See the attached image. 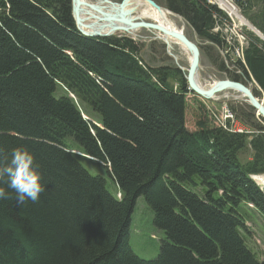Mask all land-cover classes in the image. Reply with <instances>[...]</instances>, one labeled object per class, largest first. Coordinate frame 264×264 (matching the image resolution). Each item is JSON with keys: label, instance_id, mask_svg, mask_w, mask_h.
<instances>
[{"label": "trees", "instance_id": "1", "mask_svg": "<svg viewBox=\"0 0 264 264\" xmlns=\"http://www.w3.org/2000/svg\"><path fill=\"white\" fill-rule=\"evenodd\" d=\"M156 1L185 19L203 53L226 44L214 31L226 19L216 5ZM235 1L248 13L260 5L249 18L264 34V0ZM145 49L127 36H84L71 0H0V164L27 149L45 185L39 201L23 205L4 185L0 264H264L247 245L243 210L252 205L264 216V192L251 178L264 174V125L249 105L232 109L252 134L217 127L205 104L191 122L188 94L200 96L175 64L146 61ZM146 53L155 57L153 44ZM218 65L225 69L223 59ZM236 65L264 100V41ZM69 138L106 169L121 197L84 167ZM248 148L252 158L242 162ZM141 196L164 233L150 260L130 244Z\"/></svg>", "mask_w": 264, "mask_h": 264}, {"label": "rangeland", "instance_id": "2", "mask_svg": "<svg viewBox=\"0 0 264 264\" xmlns=\"http://www.w3.org/2000/svg\"><path fill=\"white\" fill-rule=\"evenodd\" d=\"M89 1H97V0H89ZM116 2H121L122 0H112ZM156 1V0H155ZM235 1V0H234ZM158 2V1H156ZM235 5L238 3L235 1ZM160 4V3H159ZM239 5V4H238ZM238 11L241 15H243L244 18H246L251 24L252 21L250 20V14H256L257 16L260 14V5L254 6L250 9L249 13L246 12V9H242L241 5H239ZM217 6V5H216ZM219 7V5L217 6ZM227 14V13H226ZM228 15V14H227ZM229 16V15H228ZM173 19L175 20L177 27L180 29H184L186 35L193 40L199 47L203 44L202 40L196 35V33L187 25L185 20L180 17L179 15H174ZM147 20V19H146ZM232 20V19H231ZM150 22V20H147ZM232 24H236L237 26L240 25L241 28H236L235 30L228 31V38L232 41V45H229V43H226L225 45H222L221 48L218 47L217 51H215L213 48L208 49L206 53H203L201 51V60H200V81L204 85H213V83L216 80H223V79H234L231 75L234 73L238 76L237 79L243 83H246L249 85L253 93H260L261 89L257 85V83L251 79V78H244L245 74L241 70V68L236 65V62L238 60H241L242 62L245 61V51L249 47V45L252 42L260 41L263 42L256 33H254L248 26L241 25L238 20L234 18L232 20ZM258 29V28H257ZM259 30V29H258ZM261 31V30H260ZM236 32V34H235ZM113 36H128L132 39H136V41H140L142 43H145L146 49L143 51V57L152 65H159V64H175L177 67L181 66L183 68V72L187 75V70L189 68V60L187 59L186 55L182 52V50L177 46L173 45L172 47L168 48L165 44L166 42L163 41L161 38L158 37V33L155 31H150L145 28H140L134 33H117ZM112 37V36H111ZM155 38V39H154ZM153 44L154 51H155V57L149 56V54L146 53L148 45ZM201 49V48H200ZM236 49H243V55H238L236 52ZM169 51L171 53H169ZM223 59L224 61V70H220L219 67V61ZM217 60V62H215ZM179 68V67H178ZM180 69V68H179ZM181 70V69H180ZM242 72V73H241ZM173 88H177L178 83L174 80L173 81ZM258 87V88H257ZM59 93H62L61 90ZM226 92L221 93V95H225ZM233 96H224L220 100H210L200 97H197L194 94H188L187 100L188 105L190 108L189 111V119L191 122L194 121V112L196 111V108L201 107V105H207L211 110L214 111H221L223 112V105L228 104L230 108L235 107L238 111L245 110L246 112L252 111L249 107V103L240 97V94L235 91H230ZM71 97L75 98V96L70 93ZM199 96V95H198ZM262 96V95H260ZM259 99L263 100V97H258ZM76 99V98H75ZM249 105V106H248ZM84 110V116L89 119L92 118L94 122L100 121V117L97 114L95 116L93 112L87 108L86 106H82ZM208 108V109H209ZM232 110V109H231ZM254 110V109H253ZM255 111V110H254ZM223 114V113H222ZM235 114V113H234ZM256 120L258 124L264 125V122L260 120V116L257 115L255 112ZM238 122L236 125L239 127H243L245 129V133H255V128L250 127L248 124L245 123V121L238 117ZM245 123V124H244ZM255 129V130H254ZM237 132V131H236ZM256 133H259L256 132ZM70 141L68 143L70 145L75 146V150L73 152L79 156H84V159H81L80 162L84 165V167L92 174V175H101L107 179V188L112 192H117V197L119 198V193L117 186L113 183V181L109 178V176L106 173V169L104 167L99 166L96 162H94L93 158L82 153L81 149L79 147V144L73 140L72 138H69ZM244 154L241 155L240 159L242 162H245L247 160H250L252 158V150L251 148L247 149ZM252 205H245L243 207V210L246 214V222L251 230V233L245 234L247 245L256 252L258 257L262 260H264V216L261 215L258 211H256L254 208H252ZM153 211L151 208L147 205L145 202V199L143 196L139 197L134 209V213L132 215V222L130 230V244L132 249L135 251V253L144 259H154L159 251L162 244V240L164 239V233L159 228H157L153 222Z\"/></svg>", "mask_w": 264, "mask_h": 264}, {"label": "bare ground", "instance_id": "3", "mask_svg": "<svg viewBox=\"0 0 264 264\" xmlns=\"http://www.w3.org/2000/svg\"><path fill=\"white\" fill-rule=\"evenodd\" d=\"M72 1V0H71ZM84 1V5H83V11L82 14L83 15H89L90 13H94V14H99L100 16H102L101 12H97V10L95 11V9H93L94 4H96L97 1L93 2V1H89V0H83ZM208 3L213 4V5H219V9L223 11V13L226 16V19L224 20V22L218 26H216L214 28L215 32H221L224 40L227 42V38H228V32L225 31V29L227 28V26H230L232 24V20H234V18L236 20H238L240 22L241 25H246L248 26V28H250L254 33H256L260 38H262L261 40L264 41V34L257 29V27H255L253 24H251L246 18L243 17V15H241L239 13V9L237 7V5H235V1L231 0L234 4L235 7H230L225 0H207ZM116 2V1H115ZM158 3V2H157ZM159 4V3H158ZM103 5H107V4H103ZM162 6V5H161ZM164 9L158 10L154 7H152L151 5H149L146 1L144 0H131L128 3L127 8L129 9H134L135 12L132 14L133 17H138L141 20H150V22H155V23H159L161 25H163L165 28H167L168 30L171 31H176V32H181L184 31V29H180L177 27V24L175 22V20L173 19L175 12H171L170 9L166 8L165 6ZM102 11H109V9L107 8H101ZM229 15H227V14ZM176 15H179L177 13H175ZM72 15H73V9H72ZM180 16V15H179ZM182 17V16H180ZM74 18V17H73ZM183 18V17H182ZM147 19V20H146ZM184 19V18H183ZM232 19V20H231ZM185 20V19H184ZM103 21H98L96 19H89L86 20L84 23H82L79 28L86 32V33H96V32H101V33H107L110 31V29L106 28L105 30H100L101 28V24ZM149 22V21H148ZM186 22V21H185ZM76 23V22H75ZM236 26V28H241L240 25L237 26L236 24H234ZM140 28L137 29H129L127 33L131 34L134 33L135 31H137ZM148 29V28H145ZM149 30V29H148ZM79 31V30H78ZM152 31V30H150ZM80 32V31H79ZM158 33V37L161 38L163 41H165L166 43L169 44V48L172 47L173 45H177L182 52L186 55L187 59L189 60V65H190V61L192 59V54L189 51V49L179 40L175 39L174 37H171L169 35L163 34L159 31H155ZM81 33V32H80ZM185 33V31H184ZM82 34V33H81ZM186 34V33H185ZM85 36V35H84ZM88 37V36H87ZM128 37V36H127ZM102 38V37H99ZM155 39V38H154ZM136 40V39H135ZM193 41V40H192ZM200 48V47H199ZM221 48V47H220ZM201 51V49H200ZM241 51H243V49H241ZM243 55V52H242ZM188 73V70H187ZM228 79V78H227ZM246 79V77H245ZM224 80V79H223ZM234 80V79H232ZM247 80V79H246ZM219 80H216L213 85H204L201 83L200 81V72L198 73V77H197V83L201 88H206V89H210L211 87H213L215 85V83H217ZM241 82V81H240ZM246 84V83H245ZM247 85V84H246ZM249 86V85H247ZM250 87V86H249ZM251 88V87H250ZM258 88V87H257ZM252 89V88H251ZM225 95H221V93L226 92ZM230 91H235L238 92L240 94V97L245 101H247L248 103L249 100L247 99V97L237 88H233V89H228L222 92L217 93L212 99L210 100H220L221 98H223L224 96H233L231 93H229ZM253 91V90H252ZM196 94V93H195ZM198 95V94H197ZM255 95V94H254ZM201 96V95H199ZM202 97V96H201ZM234 97V96H233ZM255 97L257 98V96L255 95ZM204 98V97H203ZM208 99V98H206ZM259 99V98H258ZM261 100V99H260ZM264 101V100H261ZM250 105V104H249ZM251 106V105H250ZM252 107V106H251ZM209 108V107H208ZM230 108L228 106V104H224L223 105V114L220 113L221 111H214L211 110L209 108V112H210V117L213 121V123L217 126V127H221L223 129H226L228 131H232V132H236V133H241V134H246L245 133V129L241 126L239 127L238 125H236V123H239L238 121V117L236 116V114H234L233 109ZM253 109V107H252ZM255 110V109H254ZM256 112V110H255ZM257 113V112H256ZM264 119V118H263ZM251 178L258 184V186L261 188V190L264 192V174H253L251 175ZM119 197H121L120 193H119Z\"/></svg>", "mask_w": 264, "mask_h": 264}, {"label": "water", "instance_id": "4", "mask_svg": "<svg viewBox=\"0 0 264 264\" xmlns=\"http://www.w3.org/2000/svg\"><path fill=\"white\" fill-rule=\"evenodd\" d=\"M131 0H122L121 2H114L112 0H97L96 4H94L93 9L97 12H101L102 16L99 14L90 13L89 15H83V0H72V9H73V17L76 22L77 29L85 36L88 37H102L108 38L117 33H127L129 29H137V28H148L152 31H159L163 34L174 37L175 39L182 42L191 52L192 59L190 61V65L188 68V73L186 75V79L189 85V89L201 95L204 98L212 99L217 93L237 88L239 89L249 100V104L256 110L257 115L264 118V101H261L256 98L252 89L247 86L245 83L240 82L238 80L232 79H224L220 80L210 89L201 88L197 83V77L200 68V60H201V51L199 46L192 41L184 31L176 32L171 31L165 28L163 25L155 22H148L145 20L139 19L137 16L133 17L132 14L135 12L134 9L127 8L128 3ZM152 7L161 10L164 9L160 4H158L155 0H144ZM107 4V5H103ZM107 8L109 11H102L101 8ZM172 12V11H171ZM173 13V12H172ZM176 15L175 13H173ZM96 19L98 21H103L101 24L100 30H105L106 28L110 29L107 33H86L82 31L79 26L89 19ZM169 48V44L165 43ZM169 53H171L169 51ZM181 70L183 68L178 66Z\"/></svg>", "mask_w": 264, "mask_h": 264}, {"label": "clouds", "instance_id": "5", "mask_svg": "<svg viewBox=\"0 0 264 264\" xmlns=\"http://www.w3.org/2000/svg\"><path fill=\"white\" fill-rule=\"evenodd\" d=\"M42 180L34 155L27 149L16 148L10 161L0 164V200L10 198L4 186L6 184L8 189L15 192L18 204L23 205L29 200L35 203L45 192Z\"/></svg>", "mask_w": 264, "mask_h": 264}, {"label": "built area", "instance_id": "6", "mask_svg": "<svg viewBox=\"0 0 264 264\" xmlns=\"http://www.w3.org/2000/svg\"><path fill=\"white\" fill-rule=\"evenodd\" d=\"M226 3L230 6V7H235L233 2L231 0H225ZM232 30H235V25L234 24H231L230 26H227V28L225 29L226 32L228 31H232ZM236 34V32H235ZM227 42L229 43V45H232V41L230 40V38H227ZM236 52L238 55H241L242 51L240 49H236Z\"/></svg>", "mask_w": 264, "mask_h": 264}]
</instances>
